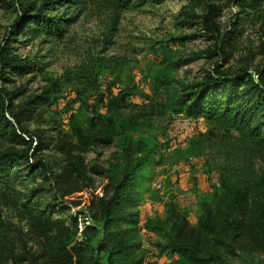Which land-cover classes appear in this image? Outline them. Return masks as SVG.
I'll use <instances>...</instances> for the list:
<instances>
[{"label": "rangeland", "instance_id": "obj_1", "mask_svg": "<svg viewBox=\"0 0 264 264\" xmlns=\"http://www.w3.org/2000/svg\"><path fill=\"white\" fill-rule=\"evenodd\" d=\"M27 1L0 0V44L10 34L20 4ZM106 1L110 2L87 3L61 38L18 33L21 23L10 40V51L35 68L11 75L12 82L5 84L20 94L13 105L30 100L49 78L86 60L101 58L104 63L95 87L67 84L51 106L37 107L22 123L31 146L40 141L38 150L29 151L30 161L40 165L30 170L21 164L12 170L5 200L0 189V217L22 232L30 216L42 213L75 227L76 240H84L100 225L99 198L109 196L113 186L131 173L135 201L130 210L140 243L136 255L142 264H172L178 256L162 248L163 239L152 231V222L163 219L173 204L187 212L192 224L196 222L199 202L215 194L224 143L222 131L211 122L174 113L170 103L185 84L200 81L215 68L232 73L246 69L256 78L264 64V0H246L249 6H239L236 0L131 1L116 9ZM209 6L220 34L239 31L231 44L216 41L205 21ZM69 13L75 14V8ZM92 112L104 118L111 114L130 118L135 125L108 146L70 148L68 144L75 142L72 115L84 124ZM258 118L264 135V110ZM190 145L193 154L186 151ZM254 163L264 171V145ZM94 244L80 264H93ZM214 264H264V253L246 254L237 246L223 251Z\"/></svg>", "mask_w": 264, "mask_h": 264}, {"label": "trees", "instance_id": "obj_2", "mask_svg": "<svg viewBox=\"0 0 264 264\" xmlns=\"http://www.w3.org/2000/svg\"><path fill=\"white\" fill-rule=\"evenodd\" d=\"M94 1L101 2L28 0L20 4L10 34L0 44V189L4 200L11 188L13 169L27 164L30 170H35L40 165L38 161H30L32 153L29 154L31 149L35 152L40 148V141L32 147L31 140L23 135L22 123L37 107L51 106L67 84L74 82L81 85V89L95 87L104 63L101 58L86 60L58 77L49 78L44 88L30 100L13 105L20 94L12 92L5 84L12 82L13 75H23L35 68L10 51V40L23 26H19L21 23L24 26L18 33H44L61 38L85 5ZM109 1L106 2L116 9L125 8L131 1L158 4L164 0ZM236 4L250 5L246 0H236ZM70 8H75V14L69 13ZM213 16L209 6L205 21L211 25L216 41L231 44L239 31L226 30L220 34ZM236 23L237 19L232 22L234 29H237ZM105 64L109 70V60ZM255 73L256 78L246 69L232 73L215 68L200 81L185 84L172 98L170 109L174 113L205 118L222 131L224 143L215 194L199 202L201 211L196 222L192 224L187 212L176 204L169 207L163 219L152 222V231L163 239L162 248L178 256L172 264H214L222 259L223 251L234 250L237 246L246 254L264 253V171L259 172L254 163L264 145L258 118L264 110V64ZM70 121L75 142L68 146L74 150L88 145L108 146L116 137L126 136L131 125H135L130 118L113 114L104 118L95 112L85 118L84 124L76 120L75 114ZM186 151L193 154V146ZM132 180V174L126 173L113 186L109 196L99 198L100 225L84 240H76L75 227L66 226L61 220H51L42 213L30 216L22 232L0 217V264H80L93 242L92 249L97 254L93 264H142V259L136 255L140 243L135 214L130 210L135 201ZM19 243H22L20 248Z\"/></svg>", "mask_w": 264, "mask_h": 264}]
</instances>
